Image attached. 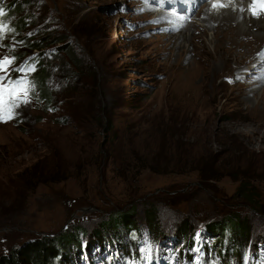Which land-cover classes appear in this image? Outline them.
<instances>
[{
  "label": "rangeland",
  "instance_id": "1",
  "mask_svg": "<svg viewBox=\"0 0 264 264\" xmlns=\"http://www.w3.org/2000/svg\"><path fill=\"white\" fill-rule=\"evenodd\" d=\"M19 1L24 3V7L18 5L21 13L0 15V61H11L6 71H0V258L27 241L75 233L79 241L70 246L69 253L79 264H94L95 259L99 264H150L155 253L164 264H264V184L256 185L248 203L238 192L240 181L228 177L205 187L194 172L160 176L146 171L134 177L138 191L132 196L127 184L112 173L117 159H124L117 142L124 129L141 135L132 147L136 153L142 150L150 159L153 155L159 159V149L175 132L176 121L167 110L180 106L178 117L189 120L182 132L186 149L205 142L207 128H220L226 140L232 131L247 143L252 155L261 156L239 168L251 163L264 179V86L252 87L246 74L236 83L219 78L204 86L199 77L191 86L174 85L171 71L180 62V51L171 44L172 33L166 24L173 19L185 24V19L173 17L178 14L160 1ZM220 2L228 7L236 2L251 7L245 0H207L194 14L201 16L192 18L184 29L191 25L204 28L202 9ZM4 3L0 2L3 9ZM164 12L172 17L158 19ZM47 36L50 39L41 52L24 55L29 50L27 41L40 45ZM213 37L208 31L204 39L211 42ZM69 49L79 63L66 57ZM38 54L51 74L48 89L56 102L52 107L66 116L68 132L74 127L93 141V109L99 92L94 90L92 75L97 69L102 95L115 110L113 122L120 129L109 149L116 152V158L107 165L105 180L96 168L87 186L74 181L36 186V174L26 173L38 166L48 174L42 178H47L68 164L92 161L79 157L78 148L72 146L53 155L44 146L25 143L28 139L23 132L33 129L40 134L39 119L44 121L51 114L36 101L38 89L32 73L13 75L12 71ZM261 72L253 79H261ZM252 88L258 90L256 97L238 96L240 90ZM174 96L178 104H173ZM72 112L76 113L74 120L70 119ZM141 118L147 120L144 125L139 123ZM53 134L49 130L39 137L46 136L44 143H51ZM104 141L103 136H96L94 143ZM182 149L174 143L164 149L163 156L166 160L170 155L168 163L179 165L196 163L202 157L192 152L187 155ZM21 187L31 193L18 199ZM231 215L246 221L249 230L243 239L230 234ZM223 232L229 237L219 238ZM231 241L234 245L229 249ZM136 258L140 259L137 263Z\"/></svg>",
  "mask_w": 264,
  "mask_h": 264
},
{
  "label": "trees",
  "instance_id": "2",
  "mask_svg": "<svg viewBox=\"0 0 264 264\" xmlns=\"http://www.w3.org/2000/svg\"><path fill=\"white\" fill-rule=\"evenodd\" d=\"M2 1L5 2L4 5L6 6L5 9L0 7L2 9L0 12L4 13L6 16L12 15L15 12L21 13V10H19L21 7L18 5L24 7V3L19 0H0V2ZM26 26L27 23H21V27ZM48 37L49 36L43 38L40 45H36L35 41H32V43H28L27 41L29 50H27L26 47L19 41L20 46L26 49L24 55H28L26 53L27 51H29L30 54H33V52H41L46 42L50 39ZM65 52H67L66 57H68L69 60L73 61V63H75L76 60V62L79 63L73 50L69 49ZM23 62L12 71V74L20 75L21 73L28 71L32 73L33 83L38 89V97L36 98V101L42 103L46 110H48L51 114V117H47L44 121H42L43 119H39L38 122L42 124L40 127V134H36L33 129L25 131L26 133L23 132V137L25 136L28 139L25 143L39 144L40 147L44 146V148L49 150L53 155L59 152V149L61 148L72 146V149L74 150L78 148L77 155L79 157H86L87 159L92 160L89 162H74L73 164H68L63 170L57 169L55 173L49 174V177L47 178H42L48 174H45L38 166L34 169V172L29 171V168L26 170V173L31 175L36 174V186L60 185L68 181L82 183L84 186H87L90 172L96 168L101 170L102 180H105V170L107 165L114 162L116 158V152L110 151L109 149L111 144H113L118 138L120 129H116L113 122L115 110L107 106L105 97L102 95V84L99 83L97 69L92 68L95 70L92 75L94 90L99 92V95L95 96L96 102L93 109L95 115L93 117L92 128L96 131L93 141L92 138L88 136L86 137L83 133L75 132L74 127H72L68 132L69 124L66 120V116H63L60 110L56 111L54 107H52L53 102H55V97L51 92V89H48L51 74L49 73V67H47L48 65H44V59L39 58L38 54L30 60L27 59L24 64ZM79 67H81V65ZM68 88L72 89V85H69ZM64 102L65 100L60 103L63 105ZM179 102L178 98L174 96L173 104H178ZM179 108L180 106L176 109L169 108L167 110L169 114L171 113V117L176 121L173 126L175 132L174 135H170L167 142L161 149H159V159H157L155 155H153L150 159V155L148 153H144L142 150L136 153L132 147L133 144L141 138V135L134 133V130H130L129 128L124 129L122 138L117 139V142L120 145V154H123L124 159L123 161H119L117 159V165L113 167L112 173L118 175L119 178L127 184L131 190L132 196L138 191V188L135 186L133 181L134 177H139L142 172L146 171L160 176H181L194 172L198 174V182L200 186L205 187L210 184L217 183L224 177H228L235 181H240L238 192L241 193L240 196L243 200H247L248 203H250L251 197L257 191L256 185L264 184V179L260 177V172L256 171L251 163L244 169H240L239 167L245 166L249 162H256L261 158V156L255 157L252 155L249 152L247 143L232 131H228L231 139L226 140V134L218 127L214 131L211 128H207V131L205 132L208 135L206 141L194 145L191 150L186 149L185 147H187V141L184 139L182 132L184 126L188 124L189 120L178 117ZM73 114L76 113H70V119L72 120L75 118ZM146 121V118H141L139 123L144 125ZM227 121L229 122V120H226V122ZM51 126L53 127L50 128ZM49 130L54 131V141L51 143H44L45 140L47 141L46 136L41 138L39 135L43 132L46 133ZM96 136H103L106 142L104 141L103 144L96 145L94 143ZM65 139H67V142L63 143V140ZM174 143L180 149L183 148V152L187 155L192 152L195 156L199 154L202 157L196 163L189 162L187 164H180L184 168H181V166L179 164H175V162L168 163L170 155H168L165 160L163 151L168 146H174ZM187 167L191 168L187 169ZM19 176L20 175H18V177ZM26 187H30V185H27ZM19 191L20 194L18 199L23 198L26 192L31 193L30 190H24L23 187L19 188ZM253 211L256 213L258 212L256 209ZM153 218L154 215L151 214L148 216V221H153ZM228 223L231 225L230 234H237L240 239H243L249 230L246 221L237 215H231L230 219H228ZM127 224H131L132 226L131 222H128ZM226 237L229 236H227L226 232L225 234L223 232V236L221 234V237L219 238L223 239ZM76 241L78 242L79 240L76 238L75 233H68L66 236H45L33 241L30 240L25 244L14 248L9 254L2 256L0 258V264H79L75 261L74 256L69 253L70 246L76 245ZM233 245L234 242L231 241L228 248L230 249ZM159 261L161 264H164L163 259L159 258ZM94 264H99V261L95 259Z\"/></svg>",
  "mask_w": 264,
  "mask_h": 264
},
{
  "label": "bare ground",
  "instance_id": "3",
  "mask_svg": "<svg viewBox=\"0 0 264 264\" xmlns=\"http://www.w3.org/2000/svg\"><path fill=\"white\" fill-rule=\"evenodd\" d=\"M157 1L167 4L177 0ZM188 1L194 4L195 0ZM245 2H250L251 7L244 4L238 6L237 2L228 7L220 2L216 3L215 7L211 4V7L203 8L204 28L195 29V26L191 25L187 30L184 29L188 23L192 22V18H199L201 15L173 16L179 19L184 18L185 24L176 19L171 20L172 23L167 20L166 25L170 26L172 33L169 40L174 48L180 51V62L172 67L171 71L174 85L191 86L199 77L202 78L204 86L207 82H213L219 78L226 83H236L241 80L243 74H246L252 87L264 86V72H261L264 70V63H262V58L264 59V9L260 7V0H245ZM254 10L258 13L257 15L253 14ZM170 16L164 12L158 15V19L163 17L170 19ZM208 31L214 33L211 42L204 39ZM183 42L188 43L189 46L186 47ZM257 71L261 72V79H253ZM257 91L255 88L240 90L238 96L256 97ZM261 99L264 101V96ZM153 256L152 264H161L159 256L156 253ZM138 260L140 259H135L136 263Z\"/></svg>",
  "mask_w": 264,
  "mask_h": 264
},
{
  "label": "snow or ice",
  "instance_id": "4",
  "mask_svg": "<svg viewBox=\"0 0 264 264\" xmlns=\"http://www.w3.org/2000/svg\"><path fill=\"white\" fill-rule=\"evenodd\" d=\"M214 7H215V5H214ZM260 7L262 9H264V0H260ZM253 8L255 9V4L253 5ZM253 14L257 15L258 13L254 10ZM0 15H3V13L0 12ZM10 63H11V61H8V60L0 61V71H6L7 65ZM17 83H19V82H17ZM0 102H2V98H0ZM8 116H9V118H11V113H8ZM0 118H2V117H0Z\"/></svg>",
  "mask_w": 264,
  "mask_h": 264
}]
</instances>
